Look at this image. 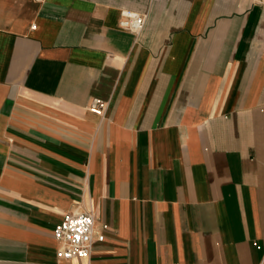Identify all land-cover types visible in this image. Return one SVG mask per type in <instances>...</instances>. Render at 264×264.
<instances>
[{
  "label": "crops",
  "instance_id": "0c3cea01",
  "mask_svg": "<svg viewBox=\"0 0 264 264\" xmlns=\"http://www.w3.org/2000/svg\"><path fill=\"white\" fill-rule=\"evenodd\" d=\"M0 264H264V0H0Z\"/></svg>",
  "mask_w": 264,
  "mask_h": 264
},
{
  "label": "built area",
  "instance_id": "2783aa9c",
  "mask_svg": "<svg viewBox=\"0 0 264 264\" xmlns=\"http://www.w3.org/2000/svg\"><path fill=\"white\" fill-rule=\"evenodd\" d=\"M145 15L121 9L118 25L124 30L138 32L144 25ZM106 101L93 97L89 109L97 114L104 111ZM53 236L60 243L57 257L62 259L86 258L91 254L94 233V216L90 210L65 213L53 228Z\"/></svg>",
  "mask_w": 264,
  "mask_h": 264
}]
</instances>
